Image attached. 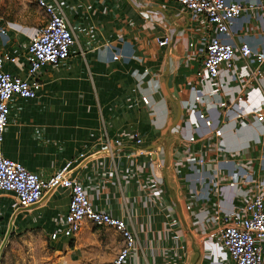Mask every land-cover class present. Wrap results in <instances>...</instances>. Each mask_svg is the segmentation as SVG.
<instances>
[{
	"label": "crops",
	"instance_id": "crops-1",
	"mask_svg": "<svg viewBox=\"0 0 264 264\" xmlns=\"http://www.w3.org/2000/svg\"><path fill=\"white\" fill-rule=\"evenodd\" d=\"M240 1L244 5L256 2ZM56 2L75 38L72 54L43 72L37 98L18 99L13 105L4 131L5 155L43 177L75 158L69 171L80 176L93 203L123 214L137 233L136 262L131 264L159 263L167 248L183 241L187 243V264H207L205 246L211 260L218 252L207 239V229H215L217 223L207 222L206 232H201L196 219L211 214L215 202L226 211L231 209L229 179L246 171L251 180L247 187L255 188L264 181V129L251 115L242 122L236 118L237 113L244 115L261 103L264 63L237 59L233 68L221 71L223 86L213 92L209 81L195 77L201 65L197 50L205 24L201 20L194 24L175 5L164 0ZM230 34L235 43L246 40L252 47L264 49V13L257 5L247 8L232 24ZM166 35L168 43L157 44V38ZM114 54L119 56L113 58ZM145 68L148 72L137 85L136 72ZM237 72L243 75L240 79L233 78ZM140 91L150 98L151 113L140 102ZM199 91L207 97L210 126L190 107ZM222 98L230 101L229 106H218ZM179 107L180 117L172 126ZM215 126L222 130L220 137L213 134ZM134 131L142 136L139 145L129 137ZM190 133L197 136L196 141L188 140ZM115 137L118 143L113 142ZM137 148L143 151L136 152ZM187 149H199L207 158L218 157L205 162L201 172L189 169L181 175L177 167L185 163ZM80 152L84 155L77 158ZM134 152L137 155L130 164L125 157ZM231 153L236 155L229 157ZM202 174H213L220 189L210 190L211 184L200 180ZM152 180L161 183L163 192L153 188ZM217 190L219 198L214 194ZM194 196L201 201L187 210L185 205ZM13 203L9 194H0L2 236L13 223L16 227L39 225L48 232L65 213L68 193L60 187L46 190L37 203L22 210H14ZM171 218L181 222L174 230L176 237L167 239L163 229ZM91 227L96 226L84 223L78 233ZM114 232L117 250L121 237ZM76 249L73 245L66 250L76 253Z\"/></svg>",
	"mask_w": 264,
	"mask_h": 264
},
{
	"label": "built area",
	"instance_id": "built-area-1",
	"mask_svg": "<svg viewBox=\"0 0 264 264\" xmlns=\"http://www.w3.org/2000/svg\"><path fill=\"white\" fill-rule=\"evenodd\" d=\"M36 3L46 18L33 32L27 33L0 16V194H9L14 200V210H22L37 203L46 190L57 187L66 189L67 208L61 217L54 220L48 230L49 241L55 243L60 236L74 238L84 223L111 228L120 235L121 243L110 259V264H131L136 262L134 256L138 248L137 233L123 214L114 213L109 206H97L93 203L83 180L69 171L75 158L67 160L52 174L43 177L4 153V131L8 126L14 103H17L18 99L37 98L43 72L64 63L72 54L75 43L67 19L56 0H36ZM164 3L175 5L194 24L200 20L205 24L206 30L197 50L201 55V65L196 69L195 77L209 81L213 86V92H218L223 86L221 71L233 68L237 59L250 63H264V49L254 48L246 40L235 43L231 38L229 39L232 24L247 8L257 5L260 12L264 13V0H256L255 3L248 5H244L240 0H164ZM168 41L167 35L157 38L159 45L167 44ZM190 44L193 45L194 41ZM7 46L10 48L8 49ZM118 56L119 54H114L113 58ZM147 72L146 68L142 72H136L137 85L143 82ZM257 73L260 74L261 70L258 69ZM242 76L240 72L233 73V78L240 79ZM206 98L200 91L196 92L190 107L207 126H210L212 119L207 115ZM237 98L241 99V96L238 95ZM139 99L145 109L151 113V100L148 95L140 91ZM217 104L220 108H225L229 106L230 101L222 98ZM248 115L258 121L264 129V95L259 105L244 115L237 113L236 118L242 122V118ZM213 134L220 137L221 128L213 127ZM129 137L135 145L142 142V136L137 131L131 132ZM196 139L194 133L189 134L190 142ZM119 141L118 137L113 139L114 143ZM142 151V148L136 149V152ZM83 155L84 153L80 152L77 158ZM136 155L135 152L134 155L127 153L125 158H129L131 162ZM183 155L185 163L177 167V173L181 175L189 169L201 172L205 162L214 158L216 161L218 157L216 155L207 158L199 149H187ZM235 155L231 153L229 157ZM220 156L225 160L228 159L226 154ZM200 177V180H206L211 184L210 190L220 189L213 174L207 176L202 174ZM250 183L246 171L239 177L229 179L227 185L233 188L231 209L226 211L220 203L215 202L211 214L205 213L200 219H196L197 230L201 232H206L207 222L217 223L215 229L211 227L207 229V239L218 247L215 258L211 260L209 248L205 246L207 252L203 260H206L207 264H264V181H260L255 188L247 187ZM152 186L158 192H163L160 182L152 180ZM214 194L218 198L221 195L219 191H214ZM200 201V196H194L185 207L187 210H193ZM180 222L181 220L177 218L169 219L163 229V236L167 239L175 238L174 230ZM188 231L193 236L189 228ZM186 248L185 241L178 247L170 246L160 255L161 260L156 264H187Z\"/></svg>",
	"mask_w": 264,
	"mask_h": 264
},
{
	"label": "rangeland",
	"instance_id": "rangeland-1",
	"mask_svg": "<svg viewBox=\"0 0 264 264\" xmlns=\"http://www.w3.org/2000/svg\"><path fill=\"white\" fill-rule=\"evenodd\" d=\"M0 16L29 32L46 18L36 0H0ZM16 224L8 227L4 236L0 234V264H110L118 245V237L111 228L91 227L72 241L71 237L60 236L54 243L41 226ZM73 245L77 246L76 253L68 252L66 249Z\"/></svg>",
	"mask_w": 264,
	"mask_h": 264
},
{
	"label": "water",
	"instance_id": "water-1",
	"mask_svg": "<svg viewBox=\"0 0 264 264\" xmlns=\"http://www.w3.org/2000/svg\"><path fill=\"white\" fill-rule=\"evenodd\" d=\"M180 113H181V108L179 107L178 113L172 122V126L178 121V119L180 117ZM170 128H171V126H170ZM165 163H166V159H165Z\"/></svg>",
	"mask_w": 264,
	"mask_h": 264
},
{
	"label": "trees",
	"instance_id": "trees-1",
	"mask_svg": "<svg viewBox=\"0 0 264 264\" xmlns=\"http://www.w3.org/2000/svg\"><path fill=\"white\" fill-rule=\"evenodd\" d=\"M2 233H3V230L0 231V234H2ZM72 239H73V238H71V241H72ZM70 243H71V242H70Z\"/></svg>",
	"mask_w": 264,
	"mask_h": 264
}]
</instances>
